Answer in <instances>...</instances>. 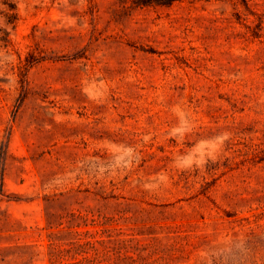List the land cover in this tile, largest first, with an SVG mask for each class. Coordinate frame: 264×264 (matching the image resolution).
<instances>
[{
	"label": "rangeland",
	"instance_id": "obj_1",
	"mask_svg": "<svg viewBox=\"0 0 264 264\" xmlns=\"http://www.w3.org/2000/svg\"><path fill=\"white\" fill-rule=\"evenodd\" d=\"M0 264H264V0H0Z\"/></svg>",
	"mask_w": 264,
	"mask_h": 264
}]
</instances>
